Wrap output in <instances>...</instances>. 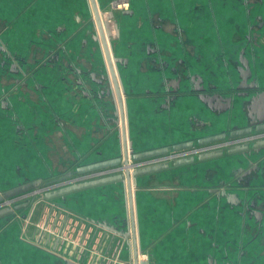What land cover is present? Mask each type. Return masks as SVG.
<instances>
[{"label":"crops","instance_id":"0c3cea01","mask_svg":"<svg viewBox=\"0 0 264 264\" xmlns=\"http://www.w3.org/2000/svg\"><path fill=\"white\" fill-rule=\"evenodd\" d=\"M169 1L129 0V6L137 14L132 20H122L121 42L113 50L116 57L126 60L121 75L128 117L123 122H129L134 152L186 139L191 117L209 119L217 130L223 125L224 117L212 116V110L203 100L187 93L188 80H180L181 93L166 107L161 106L163 86L176 74L199 76L205 88L233 87L242 77L238 60L243 57L253 82L264 89V36L261 34L257 44L254 43L256 56L250 58L252 50L244 47L247 31L242 27L236 29L243 26L241 22L247 15L235 7V1L228 0L234 7L227 4L223 8L216 0H210L216 10L211 16L204 11L186 12V0ZM199 1L196 5L205 4ZM80 2L82 0H0V38L4 35L6 38L20 37L26 45L25 51L30 46L34 49L36 43L47 37L56 39L63 22L79 20ZM170 5L176 12L169 11ZM144 6L148 10L146 13ZM209 22H214L218 28L211 31ZM175 25L182 29L179 37L174 32ZM191 25L194 33H204L196 37L197 42L190 40L187 28ZM16 40L4 43L8 51L18 56L17 51L6 46H12ZM128 43H132V47L126 49ZM151 43L156 49L149 53L147 47ZM40 97L48 107V116L37 110L39 105L32 104L34 108H31L28 98L16 94L11 99L9 111H5L6 118L8 114L14 118L8 120L9 124L6 120V126L0 121V157L2 153L5 156L0 161V193L19 185H6L7 182H2L3 173L12 174L14 168L19 167L22 172L35 175L25 169L30 168L31 161L42 169L51 164L45 158V147H38L50 137L48 133L54 132V128H47L50 117L61 133H66L68 150L79 161L78 166L120 156L117 135L110 133L105 125L109 115L99 112L101 121L92 123L91 118L99 111L93 100L82 96L68 98L69 114L63 111L67 100L61 94L42 93ZM25 108L34 116L24 114ZM126 112L123 104L122 114ZM31 117H34L33 122ZM237 118V125L245 124L246 117ZM14 119L21 124L18 126L22 129V138L15 135ZM63 121H69L68 126ZM41 134H44L42 140ZM32 149H36L35 160L30 154ZM236 161L237 158H231L141 176L131 182L130 190L124 185L125 198L121 184H112L51 203L39 202L26 210L25 220L18 214L14 219L0 220V264H132L133 245H140L146 251L150 264H264V218L261 235L249 244L255 225L250 223L245 231L244 221L226 204L209 199L205 191L229 178ZM37 173L31 180H43L39 177L42 174ZM246 182L258 192H248L247 199L254 200L256 210L264 212V191L256 187L263 185L264 178H247ZM125 218L130 235L127 248L123 247V241L91 223L95 221L125 232ZM224 244L230 246L225 259L221 250ZM237 245L244 246L241 256ZM141 255L146 261V255ZM143 261L141 264H145Z\"/></svg>","mask_w":264,"mask_h":264},{"label":"flooded vegetation","instance_id":"af4514ba","mask_svg":"<svg viewBox=\"0 0 264 264\" xmlns=\"http://www.w3.org/2000/svg\"><path fill=\"white\" fill-rule=\"evenodd\" d=\"M103 1V0H102ZM185 1V0H184ZM196 1L198 0H186L188 3L187 6H185V11L187 12L190 10L192 13H198L201 11L206 12L208 15L215 14V4H212L210 0H200L199 2L205 1V4L202 5H196ZM217 4L220 3V6L223 8L226 7V5H230L229 1H235L236 6L238 8H241L247 17L241 22L243 26H237L236 29H239L240 27L244 28V30L247 31L246 36V45L244 47L250 48L252 52L250 51V58L256 56V48L255 44H257V40L260 39L261 34L264 36V0H216ZM171 2V0L169 1ZM98 15L100 17L103 34L105 37V41L107 44L109 57L111 60V65L113 69V75L111 74V71L108 66V62L106 59V56L104 54L103 48L101 47V41L98 34V30L96 27V22L94 18V14L90 5L89 0H87V5L89 7L90 16L93 20L92 23V29L97 34V42L100 47V51L102 53V62H103V70H101L104 79L107 80L108 88L106 90L100 89V91L97 93V88H94L93 85L96 81L92 79L93 75H89V73H85L83 71L76 70V73L79 74L80 80L76 83L75 90L72 91L73 97H80L82 96L85 99H91L94 102V105L97 107L98 110L100 105L98 102H104L105 99H111L112 101V112L113 117L108 118L105 121V125L109 127L110 133H115L118 138V142L120 145V156L123 158L124 153L122 155V147H123V132L127 136L125 137V144H126V151L130 153V148H132V141L130 137V131H129V122H127V128H124L122 109L120 110L118 102L115 104L114 95L115 92H112V89L114 90V85L112 80H116L118 88L120 90L121 94V101H122V107L123 104L125 105V110H127V117H128V104H127V96L125 94V90L123 87V76L121 75V69L125 65L126 60L123 58H118L114 55V46L117 43L121 42V34H122V20L128 19L132 20L134 15L137 14L136 10L134 8H131L129 6V0H111L110 7L106 9V18H103L102 14L103 12L100 9L101 0H95ZM186 5V4H185ZM192 6V7H191ZM231 7H234L230 5ZM175 7H171L169 11L172 13L176 12L174 11ZM143 11L146 13L148 10L143 7ZM150 12V11H149ZM106 22V24H105ZM209 28L211 31H214L217 26H215L214 22H209ZM186 26L185 28H187ZM190 29V35L191 39L197 42V36L199 34H204L203 32H199L197 34L193 32L194 27L193 25L189 26L187 28ZM181 27L175 25V34L178 35V37L181 35ZM88 33H90V30H87ZM263 32V33H262ZM110 33L113 34V37L109 35ZM255 36V38H254ZM113 40V44L111 41ZM188 40V39H187ZM100 42V43H99ZM255 43V44H254ZM83 44L86 45V49H89L87 45V41L84 40ZM126 49H129L132 47V43H128L126 45ZM59 49H61L63 46L61 43L57 45ZM102 48V50H101ZM3 53L5 54L6 63L9 64L8 69L10 70V75L17 74L20 77L15 82V86L12 87L11 93H5L0 98L6 99L5 102V108L8 110L11 107V99L13 95L18 94V89L22 88L24 85H28L27 82H24L26 80H30L29 78H32L31 72L33 70H26L27 69V60L25 58H20L16 54L11 53L8 51V49L3 46ZM58 52H54L55 55V63H59V50ZM156 49V45L154 43H151L147 47V51L150 53L151 51ZM55 50V48H54ZM50 56L44 57L43 62L37 63L35 66L38 69L40 66H42L46 59ZM245 58L241 57L238 60V64L241 72L242 77L238 79V84L235 86H225L224 88L217 89L215 86L213 87H207L202 84V80L199 76L196 75H187L183 74L181 75L176 74L172 78L168 79L171 81H168L163 86V98H162V104L161 106L166 107L169 105L178 95L181 93L179 90V84L180 80H188L189 90L187 93L191 96H195L200 98L206 103V106L209 107L212 112L211 115L215 117L222 116L224 117L223 125L217 130L215 129L213 123L209 119H198L195 117H191L190 122V128L188 132V137L181 142H178L176 144L185 143V142H191L192 147L190 150H208L196 155H192L189 157H193L194 162L191 165L194 164H202V163H208L212 161H223V160H229L231 158H237L238 161L236 168L231 173L230 177L227 179H223L209 187L206 188V194L209 197V199H213L216 201H220L223 204H226L230 210L234 211L243 221H244V227L243 229L246 231L252 223V226L255 225L253 231L254 234L251 238H249L250 242L249 244L255 242L258 237L261 235V221L264 218V212L260 210H256V203L252 199H247L248 192H251L254 190L255 194L258 193L257 190H255L248 182H246L247 178L250 179L252 177H262L264 178V147L256 148L254 147L257 143L264 141V131L261 132H255V129L259 126L264 125V89L259 88L255 82H253V79L251 78V72L248 66L246 65ZM244 66V68H242ZM1 67V65H0ZM35 68V69H36ZM247 68V69H246ZM58 71L62 70L61 65L57 66ZM86 79V80H83ZM62 79V78H61ZM24 80V81H23ZM61 82H65V78L61 80ZM92 85V87H90ZM37 87V85H36ZM80 87V88H79ZM39 90V86L37 87ZM41 89V88H40ZM67 90V88H66ZM43 91V90H42ZM78 91V93H77ZM115 91V90H114ZM263 98H262V97ZM262 98V99H258ZM239 105L240 110L237 111V107ZM117 108L119 109V112H117ZM239 112V113H238ZM238 115V116H237ZM246 117V122L244 125H237L236 119L237 117ZM249 129L250 133L246 136H240L235 138H230V134L237 131H242ZM20 126H17V132L21 134L20 132ZM223 135L224 139L207 144L199 146L197 144L198 140L205 139L211 136H220ZM127 141V142H126ZM169 145V146H162L159 148H168L171 149L172 146L176 145ZM131 145V146H130ZM240 146H246L247 150L243 153L234 154V155H228L227 152L235 147ZM157 149V148H155ZM153 150V149H151ZM220 151L222 153V156L220 158L206 161V162H197V157L200 154L204 153H210V152H218ZM172 152L169 150L168 154H171ZM130 156V155H129ZM187 157V158H189ZM171 168V161L167 162ZM169 169V170H170ZM168 171V170H167ZM43 181V180H42ZM259 187L260 191H264V183L263 185L256 186ZM240 195V196H239ZM21 214V213H19ZM16 216V215H15ZM240 245V244H239ZM238 248V254L239 256L243 255L244 252V246H239ZM246 246V245H245ZM123 247L127 248L125 244H123ZM230 246L222 245L221 250L223 253V258H227V248ZM243 248V249H242ZM138 252L143 253L146 255V262L145 264H150L149 262V255L146 253V251L142 250V247L138 246ZM235 264V263H232Z\"/></svg>","mask_w":264,"mask_h":264},{"label":"rangeland","instance_id":"374dc122","mask_svg":"<svg viewBox=\"0 0 264 264\" xmlns=\"http://www.w3.org/2000/svg\"><path fill=\"white\" fill-rule=\"evenodd\" d=\"M111 0H101L100 9L103 12L102 16L103 18H106V9L110 7ZM79 15H81L78 19L74 20L70 19L68 21L63 22L62 30L59 35H57L56 39L53 37L49 38L47 37L45 40H41L38 44L36 43L34 45V49L31 48V46L25 51L26 45L21 41L22 39L19 38H9L1 36L0 38V97L5 93H11L12 87L15 86V82L20 77L17 74L10 75V70L8 69L9 64L6 63L5 54L3 53L2 47L5 46V41H9V39L16 40L15 43L11 44L12 46H8L11 50H15L19 53L18 57L25 58L27 60V71L33 70L31 72L32 78H29L30 80H26L24 82H27L28 85H24L22 88L18 89V94L21 96L24 95L26 98H28V105L32 107V104H37L39 107H36L37 110H39L41 113L46 112V116H48V107H45L44 104H46L44 101H42V98L40 97L42 93H57L61 94L62 98L64 100L73 97L72 91L75 90L76 83L78 80H80L79 74L76 73V70L83 71L85 73H89V75H93L92 79L96 81L93 85L94 88H97V93L100 91V89L103 88V90H106L108 88L107 80L104 79L103 74L101 70H103V62H102V53L100 51L99 44L97 42V34L92 29V23L93 20L90 16L89 7L87 5V1L82 0V2L79 3ZM87 30H90V33L87 32ZM56 34L59 33V30L55 32ZM111 38L113 37V34H109ZM31 40L33 38H30ZM87 41V45L89 49H86V45L83 44V41ZM38 41V40H37ZM43 41V42H42ZM3 42V43H2ZM61 43L62 48L59 49L57 45ZM100 43V42H99ZM113 44V40L111 41ZM45 45V46H43ZM102 47V46H101ZM55 48V50H54ZM30 49V51H28ZM59 51V63H55V53ZM102 50V48H101ZM50 56L46 59L45 63L40 66L38 69L36 68V64L43 62L44 57ZM61 65L62 70L58 71L57 66ZM36 68V69H35ZM65 78V82H61V80ZM83 80H86L83 78ZM39 86V90L37 87ZM92 87V85H90ZM41 88V89H40ZM67 88V90H66ZM80 88V87H79ZM43 90V91H42ZM112 92L114 90L112 89ZM78 93V91H77ZM99 94V93H98ZM72 99V98H71ZM6 99L0 98V121H3L4 126H6V120L9 124V121L14 118L12 116H9L6 118L5 111L6 110ZM64 104H67V106L63 109L64 112L70 114V109L68 107L69 101H65ZM74 104V103H73ZM100 105L99 110L97 114L93 115L92 123L94 120H96V123L98 120L101 121V117L99 116V112L101 114H104L106 116L109 115L110 118H112L113 112H112V101L111 99L107 98L105 101L98 102ZM108 104V105H106ZM106 105V106H103ZM10 109V108H9ZM8 109V111H9ZM24 114H28V110L25 108ZM30 116H34L33 112L29 111ZM28 114V115H29ZM99 116V117H98ZM108 117V118H109ZM123 117V120L127 119L126 113ZM125 117V118H124ZM34 118V117H33ZM33 118H30V121L33 122ZM69 119V117H67ZM9 120V121H8ZM15 120V119H14ZM50 120V121H49ZM47 119V124L49 121V124L47 125V128L51 129L54 128L53 131L50 134V137L45 138L46 141L39 143L38 147L44 146L45 149L43 150L45 152V158L46 160H50L49 162L51 164L47 165L43 169L38 166L37 164H33L31 161L30 168H27L29 172H33L35 175L37 172L39 174H42L39 177L43 178V181H49L53 178L59 177L61 175H64L66 173H69L70 171L74 170L79 165V161H77L75 155L71 154L68 150L69 143H68V137L66 133H61L60 128L58 129L55 125V122L51 119ZM35 121V120H34ZM127 121V120H126ZM63 124L68 126L67 123L69 121H63ZM124 123V122H123ZM15 129L17 131L18 124L16 123V120L14 121ZM30 124V123H29ZM32 124V123H31ZM21 125V124H19ZM124 127L127 128V122L124 124ZM69 128V127H68ZM105 129V128H104ZM20 130L21 127H20ZM57 132V133H56ZM17 138H22L24 135L21 133V135L16 132ZM44 134H41L40 139H44ZM22 136V137H21ZM47 136V135H46ZM67 148L65 150L64 148ZM63 148V149H62ZM62 149V151H61ZM5 151V150H4ZM36 149L30 150V154L34 155L35 157ZM61 155V156H60ZM60 156V157H59ZM55 157V158H54ZM57 157V158H56ZM5 156L1 155L0 161L4 160ZM82 164L83 161L81 162ZM45 169V170H44ZM52 169V170H51ZM19 167H15L14 171L11 173H3V181L7 182L6 185H15V184H23L26 182L33 181L31 180L35 175L31 173H24L21 171ZM38 174V173H37ZM16 187V186H15ZM123 190V187H122ZM4 191V190H1ZM123 195V193H122ZM42 196V195H39ZM38 198V196L34 199ZM33 202V203H34ZM39 204H42L41 202ZM14 205V204H13ZM11 205V206H13ZM26 210L22 214H18L19 218L25 220L26 219ZM16 217L15 215L13 217H9L14 219ZM125 255H122V260H124ZM146 262V261H143Z\"/></svg>","mask_w":264,"mask_h":264},{"label":"water","instance_id":"95a60500","mask_svg":"<svg viewBox=\"0 0 264 264\" xmlns=\"http://www.w3.org/2000/svg\"><path fill=\"white\" fill-rule=\"evenodd\" d=\"M89 2L91 5L93 14H94L96 27H97L98 34L100 37L101 45H102L104 54L106 56L109 69L111 71V74L113 75L111 60L109 57L107 44H106L105 37L103 34V29H102L100 17L98 15L97 6L95 3V0H89ZM105 24H106V22H105ZM112 81H113V85H114V90H115L114 92H115L116 100H117L119 108L121 110L122 109V104H121L122 101H121L120 90L118 88L116 80H112ZM261 131H264V125L259 126L255 129V132H261ZM249 133H250V130L246 129V130H242V131L233 132L230 134L229 137L235 138V137H240V136H246ZM122 135H123L122 150H124V152H125L126 146H125V137H124L125 134H124V132ZM223 139H224L223 135L211 136V137H208L205 139L198 140L197 144L199 146H202V145L211 144V143L223 140ZM191 147H192L191 142H185V143L176 144V145L172 146L171 149H168L165 147V148H157V149L147 150V151H142V152H134L130 148V158L133 162H138V161L147 160V159H153V158L161 157V156H167V157L172 158L173 156H168L169 150L172 153H178L181 151L190 150ZM254 147H256V148L264 147V141L257 143ZM246 150H247L246 146L235 147V148L230 149L227 152V154L228 155L239 154V153L245 152ZM221 156H222V153L220 151L204 153V154L198 155L197 162H206V161H210V160L220 158ZM128 157L129 156L124 155L123 162H122L121 157H118V158L111 159V160H105V161H101V162H97V163H93V164L78 166L77 168L70 171L69 173L64 174L60 177L51 179L49 181L34 180V181H30V182L20 184V185L14 187V188H11L7 191L1 192L0 193V206H2L5 202L10 201V200L15 199V198H18V197H32V199L26 200V201L19 203V204H15L12 207L0 208V220L12 217V216L19 214V213H21V212H23L29 208H33V206L39 202L51 203V202H54V201L59 200V199H64L67 196H70V195H73V194H76L79 192H83V191H87V190H91V189H95V188H100V187H104V186H108V185H112V184H121V186L123 187V198H125L124 185H126L127 189L130 190V184L132 181L134 182V180L136 178L141 177V176L157 174V173L164 172V171H167L170 169L169 164L167 162H165V163L155 165V166L136 169L131 174L126 169L125 177L121 174H116L113 176H107V177L98 178V179H94V180H88V181H81V182H77V183L67 182L73 176H76V175H84V174L94 172V171H99V170H103V169H107V168H114V167L119 166L121 163L124 166H126ZM171 162H172L171 168L177 169V168H181V167L189 166V165L193 164L194 159H193V157L176 158V159H173ZM49 186H50V188H49ZM40 193H42V196H38V198L34 202V199H35L34 196H36ZM124 206H125V210L127 212V202L126 201L124 203ZM91 223L96 224L97 226H99V228L111 233L116 238L123 241V244H125L128 247L127 241L130 239V235H129V230H128L127 218H125V220H124L125 232H119L115 228H112L111 226H108V225L102 224V223H96L95 221H91ZM134 254H135L134 257H136L137 253L135 252ZM66 264H72V263L67 262Z\"/></svg>","mask_w":264,"mask_h":264},{"label":"built area","instance_id":"2783aa9c","mask_svg":"<svg viewBox=\"0 0 264 264\" xmlns=\"http://www.w3.org/2000/svg\"><path fill=\"white\" fill-rule=\"evenodd\" d=\"M208 150H185V151H181L178 153H171L168 156H173L171 157H167V156H161V157H156L153 159H147V160H142V161H138V162H133L130 158V156L128 157L127 160V165L124 166L122 163L114 168H107V169H103V170H99V171H94V172H90L84 175H76L73 176L70 180H68L67 182H72V183H77V182H81V181H88V180H94V179H98V178H103V177H107V176H113L116 174H121L125 177V171L126 169L129 171V173L131 174L134 170L136 169H141V168H146V167H150V166H155V165H159L168 161H172L173 159L176 158H186L192 155H196L202 152H205ZM122 162H123V158ZM50 188V186H49ZM46 191V190H45ZM39 195H42V193L34 196L35 198ZM32 197H18L15 199H12L10 201L5 202L2 206H0V208L2 207H12L11 205H15V204H19L22 203L26 200H31ZM13 205V206H14ZM144 260V256H142L140 253H138L136 255V257L133 256L132 253V259L131 262L132 264H141L142 261ZM123 264V263H120Z\"/></svg>","mask_w":264,"mask_h":264},{"label":"bare ground","instance_id":"6f19581e","mask_svg":"<svg viewBox=\"0 0 264 264\" xmlns=\"http://www.w3.org/2000/svg\"><path fill=\"white\" fill-rule=\"evenodd\" d=\"M124 155L129 156L130 153H129L128 151H125V152H124ZM123 157H124V156H123ZM135 252H136L137 254L139 253V252H138V247H135V248H134V246H133V250H132L133 256H135V254H134Z\"/></svg>","mask_w":264,"mask_h":264}]
</instances>
